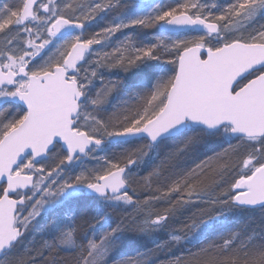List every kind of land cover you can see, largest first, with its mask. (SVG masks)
I'll return each mask as SVG.
<instances>
[{"label": "snow or ice", "instance_id": "snow-or-ice-1", "mask_svg": "<svg viewBox=\"0 0 264 264\" xmlns=\"http://www.w3.org/2000/svg\"><path fill=\"white\" fill-rule=\"evenodd\" d=\"M0 264H264V0H0Z\"/></svg>", "mask_w": 264, "mask_h": 264}, {"label": "trees", "instance_id": "trees-1", "mask_svg": "<svg viewBox=\"0 0 264 264\" xmlns=\"http://www.w3.org/2000/svg\"><path fill=\"white\" fill-rule=\"evenodd\" d=\"M257 216H258V213H257ZM174 251H176V254H179V249L178 248L177 249H174ZM159 255L161 256V258H163L164 255H165V253H160Z\"/></svg>", "mask_w": 264, "mask_h": 264}, {"label": "rangeland", "instance_id": "rangeland-1", "mask_svg": "<svg viewBox=\"0 0 264 264\" xmlns=\"http://www.w3.org/2000/svg\"><path fill=\"white\" fill-rule=\"evenodd\" d=\"M151 2V0H149V1H147V2H141V3H150Z\"/></svg>", "mask_w": 264, "mask_h": 264}, {"label": "water", "instance_id": "water-1", "mask_svg": "<svg viewBox=\"0 0 264 264\" xmlns=\"http://www.w3.org/2000/svg\"><path fill=\"white\" fill-rule=\"evenodd\" d=\"M148 1V0H141V2Z\"/></svg>", "mask_w": 264, "mask_h": 264}]
</instances>
